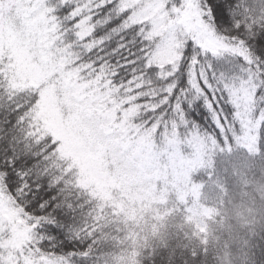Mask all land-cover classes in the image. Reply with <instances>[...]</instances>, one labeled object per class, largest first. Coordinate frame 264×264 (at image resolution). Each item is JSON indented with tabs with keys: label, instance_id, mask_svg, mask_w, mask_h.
Listing matches in <instances>:
<instances>
[{
	"label": "snow or ice",
	"instance_id": "obj_1",
	"mask_svg": "<svg viewBox=\"0 0 264 264\" xmlns=\"http://www.w3.org/2000/svg\"><path fill=\"white\" fill-rule=\"evenodd\" d=\"M243 12L240 0H0L7 123L37 150L0 153V180L38 227L47 226L40 246L52 240L47 232L61 235L56 226L67 217L56 193L70 175L33 178L34 161L58 160L61 144L32 123L46 89L72 101L79 125L113 142L134 175L178 201L202 187L196 162L211 168L217 153L234 148L264 155V13ZM8 45L25 48L42 79L12 88ZM201 108L207 124L196 115ZM58 162L60 175L66 162ZM73 255L88 252L64 254L62 264Z\"/></svg>",
	"mask_w": 264,
	"mask_h": 264
},
{
	"label": "trees",
	"instance_id": "obj_2",
	"mask_svg": "<svg viewBox=\"0 0 264 264\" xmlns=\"http://www.w3.org/2000/svg\"><path fill=\"white\" fill-rule=\"evenodd\" d=\"M240 4L244 9L242 14L245 16L264 13V0H240ZM219 66L226 65L221 61ZM9 84L16 89L32 86L28 83H15L11 77V70ZM38 107L39 102L32 119V123L37 125L35 131L41 135L51 133L54 139L61 141L57 133L47 127ZM196 115L200 117L199 122L207 124L209 117L203 108L197 111ZM11 120V105L6 91H0V153L14 147L20 154L30 151L34 156L37 151L35 145L26 144L20 140L19 133L14 137L10 132L7 121ZM57 153L58 160L54 159L50 163L43 160L34 161L39 167L32 169L33 178L48 176L52 178V183L64 180L63 173H70L68 179L64 180V188L56 193L60 197L58 204L64 206V215L67 217L56 226L61 235L47 232L52 240L44 241V246H40L39 241L47 231V226L38 227L40 221L24 211L4 187L2 180L0 188L22 211L24 222L29 226L32 242L30 246L37 252L58 258L70 252L79 253L84 249L88 252L87 257L71 256L72 264H114V254L124 249L129 252L138 250L137 260L140 264H212L214 254L210 249L204 224L198 221L193 223L194 231L199 233V237H196L186 228L177 227L175 222L181 217L195 219L196 215L219 219L215 216V210L221 203L227 204L230 199L237 198L236 194L239 192L234 173L255 171L254 167L249 166V161H264V155L251 158L243 150L234 148L231 153H217L213 157L214 163L211 168H205L196 162L192 166L201 170L193 173V179L198 183L202 181V187L198 188L196 195L189 196L185 202L157 191L154 184H149L146 179L133 173H124L123 176V179L132 185L118 181L114 186L100 181V177L98 179L89 177L88 174H84L77 160L66 152L62 142ZM58 161L66 162L60 175H57V171L62 165ZM69 185H72L75 191L66 190ZM68 206L74 210L69 211ZM49 214H52V209H49ZM161 222L166 225L169 246L159 248L154 244L150 245V242L144 239V228L146 225L154 228ZM185 232H188V235H185ZM218 232L227 238L228 225L220 226ZM261 235L264 236V233ZM189 236L192 237L191 242ZM141 244L145 246L139 247ZM252 259L253 264H264V239L260 237L255 239Z\"/></svg>",
	"mask_w": 264,
	"mask_h": 264
},
{
	"label": "rangeland",
	"instance_id": "obj_3",
	"mask_svg": "<svg viewBox=\"0 0 264 264\" xmlns=\"http://www.w3.org/2000/svg\"><path fill=\"white\" fill-rule=\"evenodd\" d=\"M8 46L10 47L9 55L12 58L8 67L15 83L34 85L42 79L40 68L25 48L19 45ZM38 111L45 119L47 127L54 130L60 137L66 152L77 160L85 175L88 174L95 179L100 177V181L114 184V186L118 184V181L131 184L123 179L124 173L132 172L115 144L101 140L89 130L82 128L76 119L72 101L66 97H58L49 88L41 95ZM24 221L20 208L0 188V250L5 248L9 250L7 256L0 255V264H33L27 253L29 250H36L30 246L32 242L29 226ZM38 253L41 254L39 255L40 264H62L61 258Z\"/></svg>",
	"mask_w": 264,
	"mask_h": 264
},
{
	"label": "clouds",
	"instance_id": "obj_4",
	"mask_svg": "<svg viewBox=\"0 0 264 264\" xmlns=\"http://www.w3.org/2000/svg\"><path fill=\"white\" fill-rule=\"evenodd\" d=\"M249 166L255 171H239L236 175L235 183L239 187L237 198L230 199L227 204L221 203L215 210V216L219 219L207 218L196 215L192 217H181L177 220L176 226L187 229L196 237L192 225L195 222L204 224L207 229L206 235L210 249L214 254L212 264H253V250L255 239L264 233V161H249ZM224 224L228 225L229 235L225 238L218 232V228ZM185 232V235H188ZM144 239L159 248L168 247L166 225L161 222L156 227L145 226ZM192 237L189 236V242ZM144 244L139 247H144ZM199 246V240H197ZM9 250H0V255L7 256ZM138 250L129 252L127 249L118 254H114V264H140L137 260ZM33 264H40L39 255L36 251L29 250L27 253Z\"/></svg>",
	"mask_w": 264,
	"mask_h": 264
}]
</instances>
